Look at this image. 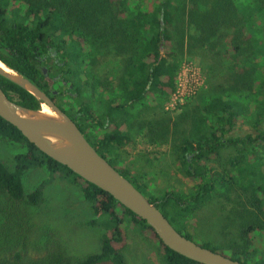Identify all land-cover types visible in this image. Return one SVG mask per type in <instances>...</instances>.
Masks as SVG:
<instances>
[{
  "label": "trees",
  "instance_id": "1",
  "mask_svg": "<svg viewBox=\"0 0 264 264\" xmlns=\"http://www.w3.org/2000/svg\"><path fill=\"white\" fill-rule=\"evenodd\" d=\"M188 28L194 32H187ZM226 37L228 44L223 43ZM192 44L203 49L219 47L222 56L230 55L224 60L225 79L219 82L223 90L205 97L189 137L179 146L180 165L195 182L193 187L188 192L168 189L151 196L147 183L141 184L117 165V155L131 140L136 114L131 108L148 106L175 92L177 59ZM105 52L122 58L116 92L92 71V62ZM0 60L37 85L62 110L60 98L75 94L77 112L96 138L91 145L155 203L178 232L243 264L252 252L264 254V246L255 245L258 236L264 240V0H0ZM87 86L89 101L83 98ZM0 87L9 99L41 108L31 93L1 75ZM0 137L25 148L14 156L13 170L0 160V215L7 223L0 222V264H125L126 218L139 232L156 239L164 264H202L165 246L142 218L40 151L2 117ZM228 147L237 148L222 165L229 168L214 171L206 162L218 161ZM41 167L76 185L89 203L93 217L83 224L103 230L97 252L71 261L58 250L26 258L15 247L13 241H20L21 231L32 226L27 205L36 207L43 201L44 182L25 192L23 175ZM220 186L227 192L236 187L245 196L231 209L236 231L219 245L199 243L185 221ZM10 227L16 232L12 237Z\"/></svg>",
  "mask_w": 264,
  "mask_h": 264
},
{
  "label": "rangeland",
  "instance_id": "2",
  "mask_svg": "<svg viewBox=\"0 0 264 264\" xmlns=\"http://www.w3.org/2000/svg\"><path fill=\"white\" fill-rule=\"evenodd\" d=\"M187 32L193 33L194 30L188 28ZM229 39L226 37L223 43L228 44ZM219 50V47L203 49L196 44H192V48L187 50L185 47V52L177 59L179 66L176 92L170 96H160L147 104L148 106L136 105L131 108L132 114L136 113L131 126V140L119 150L116 161L118 166L126 168L141 184L147 183V192L151 196H160L168 189L188 192L195 183L186 176L180 165L179 146L181 141L189 137L193 120L199 107L205 102V97L223 90L220 83L225 79L224 60L230 55L222 56ZM227 50L231 52L230 47ZM121 59L114 52H105L98 55L91 65L95 76L115 92L122 74ZM81 76L80 79L83 80L85 76ZM87 88L83 90V98L89 101L91 90ZM74 95L68 92L62 96V105H75L78 100L73 98ZM43 108L47 106L43 104ZM24 149L19 144L0 137V160L9 170L14 169V156ZM236 149L228 147L221 153L218 161L215 158L206 163L214 171L221 172L224 167L228 169V166L222 165L228 157L237 153ZM41 182H44L43 201L36 207L27 205L32 226L21 231L23 237L20 236L19 242L13 241L17 244L15 247L26 258H36L49 251L58 250L71 261L97 252L103 230L83 224L93 215L89 203L83 199L78 187L45 167L30 168L23 175L25 192ZM220 192L225 194L217 196ZM240 192L236 191V187L228 192L224 186L218 187L212 199L201 205L185 221L186 229L197 242L219 245L234 235L236 227L232 221L231 209L237 206L238 199H245L242 192L243 196L237 197ZM19 205L24 204L22 202ZM125 221L128 238L123 250L125 264H164L156 239L139 232L127 218ZM0 222L7 224L1 215ZM14 233L15 228L10 227L9 235L12 237ZM255 245L264 246L262 236H258ZM261 259L264 260L262 252H252L248 254L247 264L259 263Z\"/></svg>",
  "mask_w": 264,
  "mask_h": 264
},
{
  "label": "water",
  "instance_id": "3",
  "mask_svg": "<svg viewBox=\"0 0 264 264\" xmlns=\"http://www.w3.org/2000/svg\"><path fill=\"white\" fill-rule=\"evenodd\" d=\"M0 75L31 93L40 109L9 99L0 87V117L14 125L40 151L67 166L84 180L111 194L123 206L142 218L162 243L173 251L202 264H243L203 247L178 232L155 203L97 153L75 122L49 95L28 78L0 60ZM49 108L43 111L42 105Z\"/></svg>",
  "mask_w": 264,
  "mask_h": 264
},
{
  "label": "flooded vegetation",
  "instance_id": "4",
  "mask_svg": "<svg viewBox=\"0 0 264 264\" xmlns=\"http://www.w3.org/2000/svg\"><path fill=\"white\" fill-rule=\"evenodd\" d=\"M60 105L63 107V110L65 111V113L75 122V124L81 130V132L83 133L85 138L89 141V143L95 144L96 138L94 137V134L92 133V128L84 124L85 119L81 115L80 112H77L75 105H73L72 103L68 104L67 106L65 105L63 106L62 103Z\"/></svg>",
  "mask_w": 264,
  "mask_h": 264
},
{
  "label": "bare ground",
  "instance_id": "5",
  "mask_svg": "<svg viewBox=\"0 0 264 264\" xmlns=\"http://www.w3.org/2000/svg\"><path fill=\"white\" fill-rule=\"evenodd\" d=\"M0 66L1 67H4V65L0 62ZM5 68V67H4ZM43 111H45V112H48L49 111V108L47 107V108H43Z\"/></svg>",
  "mask_w": 264,
  "mask_h": 264
},
{
  "label": "built area",
  "instance_id": "6",
  "mask_svg": "<svg viewBox=\"0 0 264 264\" xmlns=\"http://www.w3.org/2000/svg\"><path fill=\"white\" fill-rule=\"evenodd\" d=\"M175 92H176V90H175ZM175 92H174V93H175Z\"/></svg>",
  "mask_w": 264,
  "mask_h": 264
}]
</instances>
